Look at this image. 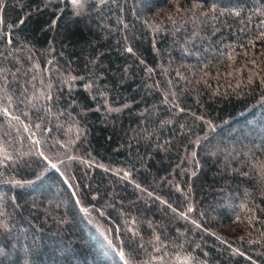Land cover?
I'll list each match as a JSON object with an SVG mask.
<instances>
[{
	"label": "trees",
	"instance_id": "16d2710c",
	"mask_svg": "<svg viewBox=\"0 0 264 264\" xmlns=\"http://www.w3.org/2000/svg\"><path fill=\"white\" fill-rule=\"evenodd\" d=\"M0 264H264V0H0Z\"/></svg>",
	"mask_w": 264,
	"mask_h": 264
},
{
	"label": "snow or ice",
	"instance_id": "6c2138e0",
	"mask_svg": "<svg viewBox=\"0 0 264 264\" xmlns=\"http://www.w3.org/2000/svg\"><path fill=\"white\" fill-rule=\"evenodd\" d=\"M80 0H73V3L76 4V3H79ZM53 168L55 167V165L52 166Z\"/></svg>",
	"mask_w": 264,
	"mask_h": 264
}]
</instances>
